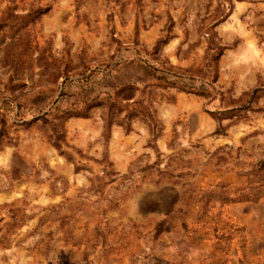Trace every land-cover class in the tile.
<instances>
[{"label":"rangeland","instance_id":"374dc122","mask_svg":"<svg viewBox=\"0 0 264 264\" xmlns=\"http://www.w3.org/2000/svg\"><path fill=\"white\" fill-rule=\"evenodd\" d=\"M0 264H264V0H0Z\"/></svg>","mask_w":264,"mask_h":264},{"label":"trees","instance_id":"16d2710c","mask_svg":"<svg viewBox=\"0 0 264 264\" xmlns=\"http://www.w3.org/2000/svg\"><path fill=\"white\" fill-rule=\"evenodd\" d=\"M163 80H165V79H163ZM171 84H174V85H176V83H171ZM179 85V84H178ZM181 88H183V89H191V90H194V89H192V88H189V87H187V86H185V85H179Z\"/></svg>","mask_w":264,"mask_h":264},{"label":"bare ground","instance_id":"6f19581e","mask_svg":"<svg viewBox=\"0 0 264 264\" xmlns=\"http://www.w3.org/2000/svg\"><path fill=\"white\" fill-rule=\"evenodd\" d=\"M3 195H1V197H2Z\"/></svg>","mask_w":264,"mask_h":264}]
</instances>
